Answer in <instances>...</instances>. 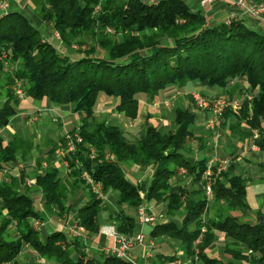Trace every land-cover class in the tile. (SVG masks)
Returning <instances> with one entry per match:
<instances>
[{
  "label": "trees",
  "instance_id": "16d2710c",
  "mask_svg": "<svg viewBox=\"0 0 264 264\" xmlns=\"http://www.w3.org/2000/svg\"><path fill=\"white\" fill-rule=\"evenodd\" d=\"M29 1L33 14L50 26L64 50L46 39L43 29L24 13H0V169L19 158L28 160L35 147L46 162L45 169L34 174V186L43 194L41 208L24 186L22 174L0 179V264L12 262L25 244L56 264H134L112 252L88 255L84 239L98 232L103 211L115 223L116 233L136 234L137 208L149 200L165 202L169 218L152 225L150 237L179 241L181 259L188 264H264V213L248 205L240 175L223 172L212 182L211 200L223 209L216 218H203L209 199L199 184L208 157L189 159L194 152L189 142L198 139L195 109L173 107L167 129L149 123L147 114L143 132L132 140L105 114L98 117L96 110L103 93L113 100L116 113L133 120L141 98L159 100L169 88L193 81L222 89L228 100L235 91L250 92L237 110L223 112L219 128L264 150V26L251 27L243 18L211 22L185 0ZM17 82L25 97L70 106L79 123L57 141L50 140L43 151L32 137L10 132L7 125L20 102L13 90ZM68 137L73 148L66 151ZM57 150L66 164L63 176L52 157ZM133 164L140 170L152 167L147 186L126 178L123 167ZM179 168L185 169L184 175L178 174ZM186 175L188 184L173 188V179ZM87 179L100 185L101 194ZM108 193L114 195L112 203L105 197ZM79 194L84 200L75 216L83 233L52 231L42 241L34 222L67 214ZM176 215L180 223L173 220ZM202 226L205 231L195 246ZM220 232L225 233L228 261L208 254ZM175 258L156 253L151 264Z\"/></svg>",
  "mask_w": 264,
  "mask_h": 264
},
{
  "label": "crops",
  "instance_id": "0c3cea01",
  "mask_svg": "<svg viewBox=\"0 0 264 264\" xmlns=\"http://www.w3.org/2000/svg\"><path fill=\"white\" fill-rule=\"evenodd\" d=\"M7 2L6 9H0V13L4 10H14L20 11L28 16L31 22L35 26L42 27L43 35L46 39H52L53 36H56V33L49 30L48 25H44L39 18H37L32 10L31 4L29 0H4ZM147 1H155V0H147ZM187 5L192 10H201L204 12L208 19L211 22L216 20H224L230 13H234V8L229 0H213L211 3H202L201 0H185ZM30 6V7H29ZM245 20V23L251 27L261 28L264 26L263 22H256L246 16L242 17ZM53 35V36H52ZM242 86L246 87V83L243 78H240ZM231 82L230 84H232ZM199 90L206 95H210L212 97V93L216 90L214 87H209L204 82L193 81L189 82L182 87H172L166 90L163 94V98L168 100V98L172 95L173 98L176 96H182V94H190L192 90ZM171 98V97H170ZM180 98V97H179ZM3 99L0 100V105L2 104ZM65 107H69V112L71 113L70 106H58L51 105L48 99L43 98L41 100L32 99L31 97H24L20 99V102L17 107V113L14 117H12L10 124L7 125V129L10 132L17 131L23 136L31 137L22 132L21 118L32 116L29 120L33 119V117H37L42 114L41 111L47 109H53L54 112L57 110L62 111ZM141 107L142 110L141 111ZM152 101L148 98H141L139 100V111L140 113L145 115L153 112ZM52 110V111H53ZM197 114V118L195 121L194 133L195 136H198V139L190 140V145H192L193 153L190 160H193L203 154L206 157H209L216 150L217 155L220 158H225L228 161V168L225 171L228 176L231 175H240L245 180L246 185V201L251 209H258L264 213V150H260L256 145H254L250 139H238L237 137L229 134L228 130H223L219 128L217 133V147L214 149V141H215V133L208 132L205 130L204 123L209 115L208 112L202 109H195ZM51 113V112H50ZM76 114V113H72ZM114 114V113H112ZM117 114V113H116ZM67 115V114H65ZM77 116V114H76ZM137 116V117H138ZM152 120V117L148 118V121ZM154 125V124H152ZM156 126V125H155ZM242 128H246L244 125ZM210 134V135H209ZM34 144H38L39 141L35 137H32ZM197 143V145H195ZM203 148L198 150L200 147ZM198 147V149L196 148ZM33 148L32 155L28 160L25 159H17L16 161L9 164L6 169H0V179L4 177L5 174H12L19 176L23 175L24 180H29L31 185L25 186L27 187L30 196L34 199L36 206L41 208V204L43 201L42 192L34 186V174L38 171H43L46 167V162L44 160V155L39 149ZM45 149L42 148L41 151ZM58 152L60 150H57ZM56 151V152H57ZM54 152V153H56ZM53 153L52 157L54 160V164L58 168V175L63 176L66 172V164L63 160L59 158V155L55 156ZM37 160L40 162V167L37 166ZM125 176L133 183H143L144 185H148L151 180L152 167H147L144 170H140L138 165L133 164L129 168L123 167ZM178 178V177H177ZM177 180V179H176ZM226 181V180H224ZM173 188L177 185H183L188 183H180L175 182V179L172 181ZM227 183V182H225ZM201 186V184H199ZM23 186V187H24ZM23 187H20V189ZM110 196H107V201L112 203L114 201V195L112 193ZM111 196L113 199H111ZM109 197V198H108ZM84 200L83 194H79L73 201L70 211L67 214H63L58 217L56 215H48L47 218L40 222V224L35 225L39 232V236L42 241L46 239L49 233L52 231H62L68 236H73L70 234L69 230L74 229L78 226L77 218L75 216V211L77 206L82 203ZM2 201L0 199V205ZM144 209L147 213L153 214L156 217L157 221H166L169 218L165 216V202H155L154 200L144 201L143 203ZM223 209V205L221 203L213 204L212 200H209L208 208L203 215L204 219L208 218H216L218 213H220ZM133 210V209H132ZM134 211V210H133ZM136 214V211H134ZM237 214V211L234 212ZM252 217V216H251ZM250 217V218H251ZM100 219V227L96 234L91 236H86L84 242L86 244L85 251L88 255H96L97 253H108L111 249L116 245V241L113 235L110 234V231H115V223L111 222L107 219V212L103 211L99 214ZM180 216L176 215L173 217V220L176 223H180ZM12 224H14L12 222ZM150 229L152 225H150ZM149 229V231H150ZM137 233H143L144 239L141 244H135L129 251L128 257L134 264H151L154 259V254L163 253L165 255H175V259H179L181 261L180 264H188V261L182 260L181 256L183 255L182 249L179 241L172 240L167 237L162 238H151L149 234L143 229V223L137 222ZM83 233V232H82ZM149 233V232H148ZM81 234V233H80ZM83 236V235H81ZM215 245L208 251L209 255L218 256L219 258L224 259V261L229 260V256L225 253V242L226 237L224 232H220L217 235ZM229 241L231 239H228ZM154 243V247L151 250L150 255H146V251L149 248L150 242ZM241 246V245H240ZM93 254H92V253ZM91 253V254H90ZM174 259V260H175ZM173 260V261H174ZM173 261L165 262L164 264H174ZM6 264H56L52 261H49L40 256L33 248H31L28 244H25L19 254L12 262H8ZM233 264H248L245 261H235Z\"/></svg>",
  "mask_w": 264,
  "mask_h": 264
},
{
  "label": "built area",
  "instance_id": "2783aa9c",
  "mask_svg": "<svg viewBox=\"0 0 264 264\" xmlns=\"http://www.w3.org/2000/svg\"><path fill=\"white\" fill-rule=\"evenodd\" d=\"M213 0H201L202 3H211ZM234 8V13H230L224 20L229 22L231 19H238L246 16L256 22H263L264 23V1H252V0H229ZM7 2L4 0H0V9L7 8ZM13 90L15 95L19 99H23L25 97L24 90L19 82H17L13 86ZM194 103L197 105L198 108L205 110L209 113L204 125L207 130H211L215 133V141L213 143L214 149L217 147V137H218V129L220 125V121L222 119L223 112L230 108L232 110H237L240 106L239 100H228L223 97H204L202 93L198 91H193L190 93ZM166 105L168 104L167 100H165ZM153 106L158 104L157 100L152 101ZM254 137L257 136L256 132L254 131ZM76 141H80L81 138L77 135L74 136ZM73 148V141L71 138H67V145L65 150H71ZM228 168V161L225 158H220L217 155V151L215 150L212 155H210L206 161L205 169L202 172L203 182H201V186L204 190L206 197L210 200L212 197V189L211 184L220 175L225 172ZM179 175L185 174L184 168H179L178 170ZM87 181L92 185L93 189L100 193V185L98 183L92 182L90 179ZM24 185H31L29 180L24 181ZM101 194V193H100ZM137 217L140 223H145L149 225H154L156 223V217L153 214H149L145 211L144 205H141L137 208ZM40 224L39 222L35 221L34 225ZM83 231L81 226H76L74 229H70L69 232L73 236L79 235ZM205 231V227L202 226L200 230V234L194 240V244H198L201 240L202 233ZM110 234L114 236L116 245L111 249L110 252L114 253L119 257H123L129 259L128 251L135 245L141 244L144 239L143 233H136L131 236H126L123 234H118L115 231H110ZM154 243L151 241L149 244V248L146 251V255L151 254V250L154 247ZM194 257L196 258L197 249L194 248ZM174 264H180L181 261L179 259H175L173 261ZM5 264V263H3Z\"/></svg>",
  "mask_w": 264,
  "mask_h": 264
},
{
  "label": "rangeland",
  "instance_id": "374dc122",
  "mask_svg": "<svg viewBox=\"0 0 264 264\" xmlns=\"http://www.w3.org/2000/svg\"><path fill=\"white\" fill-rule=\"evenodd\" d=\"M37 27L39 29H42V27L39 26ZM49 30L52 33L53 30L51 28H49ZM50 41L53 44H55L60 51L64 50V48L61 46L60 42L58 41L57 36H53L52 39H50ZM74 49H76L75 45H74ZM193 91L200 92L198 89L192 90L191 92ZM163 94H162V98L157 100L158 104L156 106H153L155 110L152 109L153 110V112L151 113L152 116H150L152 117V120L148 121L151 124H154L158 127H162L164 129L169 128L173 117V107H175L178 104L182 106L189 105L193 109L197 110V105L194 103L191 94H182V96H176V98H173V96L171 95L170 96L171 98L169 97L167 100L168 102L167 105L165 103V99L163 98ZM202 95H204V97L207 98L210 96V95H206L205 93H202ZM249 96H250V92L238 93L237 91H235L231 100L240 101L244 97H249ZM212 97L226 98V95H224V91L222 89L216 88V90L212 93ZM52 110L51 109L43 110L41 111L42 114L38 115L36 118L33 117V119L31 120L29 119L32 118L33 115L32 116L30 115L28 117H23L21 118V122H20L21 123L20 126H23L21 131L28 136L35 137L37 141H39L40 148L42 147L43 149H47L48 148L47 145L50 146V140L57 141L60 135L67 133V131L72 126L77 125L79 123V116L78 115L76 116V114H72L73 112L70 113L69 107H65L62 111L57 110L56 112H54V110L53 111ZM96 110L98 117H101V115L105 114L110 122L119 125V127L122 130H124V133L129 140L138 137L144 130L145 121H146V118L144 117L145 115H142V113H140L138 117L132 120L127 118L123 114H118V113L116 114L114 110L113 100L105 96V94L103 93H100L99 95V102ZM141 111H143L142 107H141ZM54 154L55 156H57L59 155V152L57 151ZM178 181L180 183H188L189 178L187 177V175L180 176L177 178V180H175V182ZM110 195L111 194L109 193L107 194V196ZM107 196L105 195L106 198ZM111 199H113L112 196ZM129 213L136 216V214L132 209H129ZM150 227L151 226L149 224H143V229L146 232V234H149L148 232Z\"/></svg>",
  "mask_w": 264,
  "mask_h": 264
}]
</instances>
